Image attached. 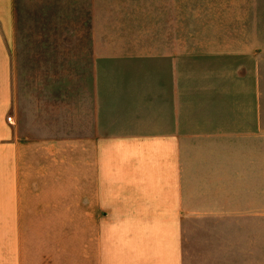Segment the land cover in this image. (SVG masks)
<instances>
[{
    "label": "crops",
    "instance_id": "1",
    "mask_svg": "<svg viewBox=\"0 0 264 264\" xmlns=\"http://www.w3.org/2000/svg\"><path fill=\"white\" fill-rule=\"evenodd\" d=\"M74 2L89 6L90 20L22 39L26 83L17 86V4L0 0V264H243L241 222L234 231L225 222L242 220L252 188L243 178L248 130L220 103L208 102L219 115L203 113L179 60H258L264 51L180 52L171 2L130 11L159 23V38L99 37L97 0ZM145 44L157 47L138 48ZM23 200H49L38 210L42 232ZM61 200H76V219L89 200V245L84 251L75 229L69 260L67 246L52 241Z\"/></svg>",
    "mask_w": 264,
    "mask_h": 264
},
{
    "label": "rangeland",
    "instance_id": "2",
    "mask_svg": "<svg viewBox=\"0 0 264 264\" xmlns=\"http://www.w3.org/2000/svg\"><path fill=\"white\" fill-rule=\"evenodd\" d=\"M170 2L179 8L177 36L180 52H186L188 49L190 51L192 47L195 48V52L200 53L237 47L259 48L260 53L264 51V27H239L248 20L264 25V0H97L96 8L93 10H96L98 15V36L124 42L129 41L136 34L139 41L144 43L159 38L165 34L159 28V23L156 25L154 21H148L145 13L130 11L144 6L156 8L160 4H170ZM16 4L19 50L15 61V82L18 86L26 83V78H21L26 63V58L23 57L21 60L19 55L22 49H25L21 40L40 36L45 31L50 35H55L59 31L63 33L64 26H68V23L74 20L89 21L90 12L86 9L89 6L74 0H16ZM245 7H251L252 13H243ZM222 8H225L224 12H220ZM229 8L234 11H226ZM92 15H95V12ZM131 16H134L136 21L134 27L126 25ZM155 16L157 17L156 13ZM43 23H46L44 28H42ZM174 34L175 30H173V39ZM141 47L145 50L157 46L154 44L138 46ZM259 56L258 60L243 58L217 60L197 54L195 59L179 60L180 69L184 68L189 72V77H184V80L188 79V84L194 87L195 103L206 107L203 113L210 112L214 115L217 112L208 102L220 103L223 108L217 104L218 111L225 112L227 116L236 114L242 117L244 130H248L244 133L242 142L243 178L244 186L252 188L244 189L242 220L225 222L228 231L238 229L241 222L242 244L244 251L247 252L244 253L243 264H264V255H262L264 254L262 253V250L264 251V53ZM256 119L258 124L254 123ZM251 121L253 124H250ZM254 187L257 189H253ZM23 201L28 203L24 204V207L29 209L31 227L42 232V224L45 220L38 210L49 200ZM61 201L66 202L57 203L56 214L53 212L51 214V218H56L58 221V211L61 209L60 224L56 227L59 228L56 231H61V234L59 236L57 232V237L52 236V241L56 239L58 243L61 240V243L67 246L66 253L69 260L70 250L72 249L73 252L75 229L81 232L79 240L84 251H86L85 245H89L90 219L89 212L88 214L85 212L89 208V200H83L84 213L83 216L77 215V219L74 211L76 200ZM230 239L228 238V244ZM251 250L255 252L253 257Z\"/></svg>",
    "mask_w": 264,
    "mask_h": 264
},
{
    "label": "built area",
    "instance_id": "3",
    "mask_svg": "<svg viewBox=\"0 0 264 264\" xmlns=\"http://www.w3.org/2000/svg\"><path fill=\"white\" fill-rule=\"evenodd\" d=\"M8 120H9V122H12V118H9Z\"/></svg>",
    "mask_w": 264,
    "mask_h": 264
}]
</instances>
